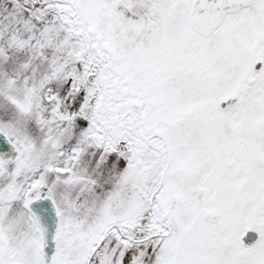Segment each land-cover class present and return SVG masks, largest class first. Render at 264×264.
Segmentation results:
<instances>
[{
  "label": "snow or ice",
  "instance_id": "6c2138e0",
  "mask_svg": "<svg viewBox=\"0 0 264 264\" xmlns=\"http://www.w3.org/2000/svg\"><path fill=\"white\" fill-rule=\"evenodd\" d=\"M0 264H264V0H0Z\"/></svg>",
  "mask_w": 264,
  "mask_h": 264
}]
</instances>
